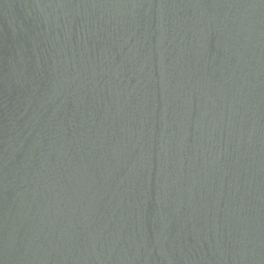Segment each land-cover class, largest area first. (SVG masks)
I'll return each mask as SVG.
<instances>
[{
    "label": "water",
    "instance_id": "1",
    "mask_svg": "<svg viewBox=\"0 0 264 264\" xmlns=\"http://www.w3.org/2000/svg\"><path fill=\"white\" fill-rule=\"evenodd\" d=\"M0 264H264V0H0Z\"/></svg>",
    "mask_w": 264,
    "mask_h": 264
}]
</instances>
